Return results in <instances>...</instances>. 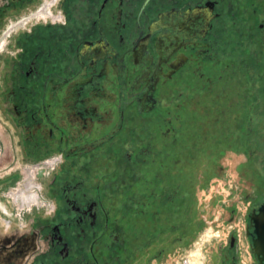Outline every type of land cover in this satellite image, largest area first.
<instances>
[{
	"label": "flooded vegetation",
	"instance_id": "af4514ba",
	"mask_svg": "<svg viewBox=\"0 0 264 264\" xmlns=\"http://www.w3.org/2000/svg\"><path fill=\"white\" fill-rule=\"evenodd\" d=\"M0 42L13 156L52 161L0 177V264H175L208 223L202 264H261L264 0H0Z\"/></svg>",
	"mask_w": 264,
	"mask_h": 264
},
{
	"label": "rangeland",
	"instance_id": "374dc122",
	"mask_svg": "<svg viewBox=\"0 0 264 264\" xmlns=\"http://www.w3.org/2000/svg\"><path fill=\"white\" fill-rule=\"evenodd\" d=\"M24 164L25 161H23L22 158L13 156V147L10 140V133L5 129L0 113V177L8 175L10 171H14L15 169H16L15 172L19 173L23 177L24 175L23 171L26 170L24 169L26 167L24 166ZM30 172H33L32 169H29L25 172L26 175L25 180H22V177L20 178V180L22 181L19 182L21 184L19 185V187L20 186L26 187L23 186V184L26 185L29 181L33 183L31 181L33 174L32 176H29ZM33 187L35 189V186ZM14 193H12V196L16 201H18L19 199L13 195ZM210 228H211L210 223H208V225H206L205 227V230L200 234L199 241L196 244L195 248L189 250V252L182 255V257L179 260H177L175 264H184L185 258L190 259V264H202L205 255L203 249L204 246L203 243H206L207 240L212 237L210 231H208L210 230Z\"/></svg>",
	"mask_w": 264,
	"mask_h": 264
},
{
	"label": "water",
	"instance_id": "95a60500",
	"mask_svg": "<svg viewBox=\"0 0 264 264\" xmlns=\"http://www.w3.org/2000/svg\"><path fill=\"white\" fill-rule=\"evenodd\" d=\"M252 220L256 235L252 245L253 251L261 256V264H264V204L253 215Z\"/></svg>",
	"mask_w": 264,
	"mask_h": 264
},
{
	"label": "built area",
	"instance_id": "2783aa9c",
	"mask_svg": "<svg viewBox=\"0 0 264 264\" xmlns=\"http://www.w3.org/2000/svg\"><path fill=\"white\" fill-rule=\"evenodd\" d=\"M45 163H52V161H51V159H46L45 161H42V162L37 163L32 168L33 177L31 179V181L33 182V184L35 185V187H37V186L39 187V185H40V181L38 180V175L37 174H38V172L42 171L43 169H44L43 171L46 170L45 168H43V165ZM25 178H26V175H25V172H24V175L22 177V180H25Z\"/></svg>",
	"mask_w": 264,
	"mask_h": 264
},
{
	"label": "bare ground",
	"instance_id": "6f19581e",
	"mask_svg": "<svg viewBox=\"0 0 264 264\" xmlns=\"http://www.w3.org/2000/svg\"><path fill=\"white\" fill-rule=\"evenodd\" d=\"M32 174H33V173L30 172V173H29V176H32ZM26 186H27V188H29V187H33V185H31L30 183H27ZM31 195H33V194L26 193V194L24 195V193H20V192H18V193H14V196H15L16 198H18V199H22L23 204L25 203V200L28 199V197H31ZM18 199H17V200H18Z\"/></svg>",
	"mask_w": 264,
	"mask_h": 264
}]
</instances>
